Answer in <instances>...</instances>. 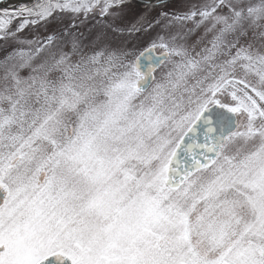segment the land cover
Instances as JSON below:
<instances>
[{
    "label": "snow or ice",
    "instance_id": "obj_1",
    "mask_svg": "<svg viewBox=\"0 0 264 264\" xmlns=\"http://www.w3.org/2000/svg\"><path fill=\"white\" fill-rule=\"evenodd\" d=\"M0 264H264V0H0Z\"/></svg>",
    "mask_w": 264,
    "mask_h": 264
}]
</instances>
